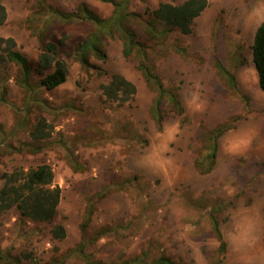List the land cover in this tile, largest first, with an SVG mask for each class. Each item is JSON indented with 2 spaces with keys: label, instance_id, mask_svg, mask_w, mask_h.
Instances as JSON below:
<instances>
[{
  "label": "rangeland",
  "instance_id": "rangeland-1",
  "mask_svg": "<svg viewBox=\"0 0 264 264\" xmlns=\"http://www.w3.org/2000/svg\"><path fill=\"white\" fill-rule=\"evenodd\" d=\"M1 1L8 17L0 36L14 38L37 83L41 44L29 21L37 0ZM161 1L130 4L141 14L130 25L147 44L153 71L185 108L180 113L164 101L161 125L150 112L157 90L137 56L123 54L119 38H107V59L93 56L91 67L75 58L91 21H41L46 42L63 39L59 57L69 65L67 81L54 89L35 84L26 90L7 43L0 47V173L49 163L62 188L56 222L67 230L54 240L16 208L5 211L0 245L24 264H85L72 249L83 239L90 200L87 237L106 230L87 245L91 260L118 264L139 255L149 264L166 255L182 264H264V91L252 50L264 0H209L190 34L156 37L145 30L146 11ZM48 2L65 11L85 3L103 18L114 9L102 0ZM113 74L136 85L128 101L107 95ZM220 124L230 127L217 139L214 167L202 173L196 159L207 151V132ZM211 215L227 243L223 252ZM244 235L248 242L234 250L229 238Z\"/></svg>",
  "mask_w": 264,
  "mask_h": 264
},
{
  "label": "trees",
  "instance_id": "trees-1",
  "mask_svg": "<svg viewBox=\"0 0 264 264\" xmlns=\"http://www.w3.org/2000/svg\"><path fill=\"white\" fill-rule=\"evenodd\" d=\"M111 2L114 6L113 13L108 18L98 15L87 4L81 3L75 11H65L54 8L48 0H37L32 7L33 13L29 18L30 27L38 37L41 44V51L38 55L37 71L41 77L37 83L32 80L34 67L28 57L15 48L14 38L0 36V47L7 43L5 51L9 60L19 65V83L26 90L31 91L35 84L44 86L47 89H54L65 83L68 79L69 65L66 60L59 57V43L45 41L44 30L41 24L44 19H53L59 22H73L88 20L93 23V29L86 38L81 41L75 49V58L80 61L83 67H91V58L94 56L106 60L108 53L106 48L107 38H119L123 45V54L126 57L137 56L139 68L142 70L145 79L157 90V97L151 106L150 112L158 125L164 119L162 104L169 101L174 108L183 113L185 108L177 94L165 87L161 78L152 69L149 63V52L145 42L138 36L137 31L130 25L132 20H137L141 14L130 9L131 0H102ZM209 0H184L177 3L175 0H162L155 8H147L149 18L145 21V30L154 36H164L172 31H180L183 34H190L193 30L194 21L204 12ZM8 12L5 4L0 0V25L7 20ZM253 62L257 70L259 85L264 91V22L259 25L254 37ZM107 95L128 101L130 95L136 92V85L120 74H113L112 79L104 85ZM5 91L1 96L4 100ZM229 125L220 124L207 132L205 141L208 145L207 151L202 152L196 159L197 168L202 173H208L216 163L218 153L217 139L229 129ZM38 133L45 137L47 134L42 130ZM37 149H40L38 146ZM4 180L0 188V219L1 215L11 208H16L22 219L43 225L51 239H64L67 236L66 227L56 222L58 206L62 198V188L55 182V172L49 163H41L28 169H15L11 172L0 173V179ZM89 209L81 224L83 239L72 249L85 264H102L100 261L91 260L86 248L89 243L96 241L106 230H100L96 238L87 237L86 231L89 228V221L92 216V200L89 201ZM88 203V204H89ZM213 231L220 239V250H226V241L220 228V223L214 215L210 216ZM0 260L6 264H24L22 258L10 252H5L0 245ZM118 264H148L141 256H134ZM149 264H182L169 256L161 255Z\"/></svg>",
  "mask_w": 264,
  "mask_h": 264
},
{
  "label": "clouds",
  "instance_id": "clouds-1",
  "mask_svg": "<svg viewBox=\"0 0 264 264\" xmlns=\"http://www.w3.org/2000/svg\"><path fill=\"white\" fill-rule=\"evenodd\" d=\"M230 243L233 245L234 250H239V248L248 242V236H231Z\"/></svg>",
  "mask_w": 264,
  "mask_h": 264
}]
</instances>
